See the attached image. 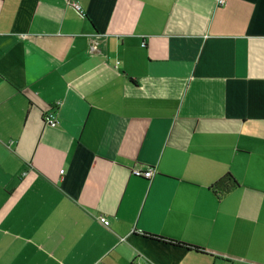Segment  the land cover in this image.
I'll list each match as a JSON object with an SVG mask.
<instances>
[{"label": "crops", "instance_id": "obj_1", "mask_svg": "<svg viewBox=\"0 0 264 264\" xmlns=\"http://www.w3.org/2000/svg\"><path fill=\"white\" fill-rule=\"evenodd\" d=\"M68 1L0 0V264L264 263V0Z\"/></svg>", "mask_w": 264, "mask_h": 264}, {"label": "built area", "instance_id": "obj_2", "mask_svg": "<svg viewBox=\"0 0 264 264\" xmlns=\"http://www.w3.org/2000/svg\"><path fill=\"white\" fill-rule=\"evenodd\" d=\"M224 2H225V0H216V5H222ZM68 3L72 7H74L76 10L81 12L80 7L78 6V4H76V2L69 0ZM97 43L98 42L96 40H94L92 42V45H91V49L92 50H94V48L96 47ZM143 44L144 43H142V45ZM42 118H43V121L45 123H47L48 125H56L58 123V120H57V118L55 117V115L53 113H45V114L42 115ZM61 172H62V170H61ZM130 173L132 175H134V176H138V177H142V178H145V179H149L153 175L154 171L152 169H146V168L145 169H141L138 166H135V167L130 169ZM98 220L105 226H107L109 224V220L106 217H104V216H101V215L98 216ZM262 264H264V263H262Z\"/></svg>", "mask_w": 264, "mask_h": 264}, {"label": "trees", "instance_id": "obj_3", "mask_svg": "<svg viewBox=\"0 0 264 264\" xmlns=\"http://www.w3.org/2000/svg\"><path fill=\"white\" fill-rule=\"evenodd\" d=\"M215 185L218 186L221 190H226L228 189L230 186H238V183L237 181L231 176V174L227 173L225 174L223 177H221L219 180H217L215 182ZM148 236L150 237H154L156 239H161V240H164L163 237L161 236H158V235H154V234H149V233H146ZM171 243H175V244H180V245H184L186 246L188 249H194V250H198L199 247L198 246H195V245H191V244H187V243H184V242H180V241H173V240H170Z\"/></svg>", "mask_w": 264, "mask_h": 264}]
</instances>
